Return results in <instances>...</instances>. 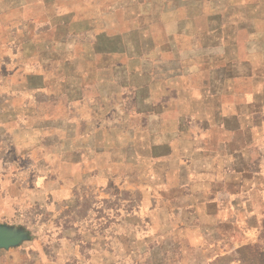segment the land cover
Returning a JSON list of instances; mask_svg holds the SVG:
<instances>
[{"label":"rangeland","instance_id":"374dc122","mask_svg":"<svg viewBox=\"0 0 264 264\" xmlns=\"http://www.w3.org/2000/svg\"><path fill=\"white\" fill-rule=\"evenodd\" d=\"M124 44L128 56L113 53ZM110 57L139 79L113 76ZM0 108L19 110L0 123V224L21 239L18 264H264V221L239 213L243 236L224 238L202 215L236 211L184 186L188 161L171 139L187 117L192 140L180 142L210 157L192 162L201 170L218 168L209 154L244 142L239 184L264 187L252 134L264 125V0H0ZM222 116L228 132L199 127ZM99 145L107 151L92 156ZM78 158L101 176L70 178L85 172L72 167ZM222 161L229 191L236 161Z\"/></svg>","mask_w":264,"mask_h":264},{"label":"crops","instance_id":"0c3cea01","mask_svg":"<svg viewBox=\"0 0 264 264\" xmlns=\"http://www.w3.org/2000/svg\"><path fill=\"white\" fill-rule=\"evenodd\" d=\"M118 41L120 40H116L114 45H117ZM112 51L113 53L119 52V54L121 53L123 56H128L127 55V48L126 45H119L116 47H112ZM114 57V56H113ZM113 57H110V62L116 64V66H114V68L112 67V69H114V71H112L113 76L115 77H120L121 80H125L128 78H132V79H139V78H134V77H130L127 76V71L124 73V70H121L122 72H118L116 69H121V66H117V61L114 59H112ZM132 62V61H130ZM110 67V68H111ZM146 70V71H145ZM145 70H142L139 74L140 78H143V75L145 76V78H148L147 74V70L148 68H146ZM119 79V78H117ZM116 79V80H117ZM147 83H144V81L141 79L140 80V84H138L137 88L139 89V93L141 90H148V88L146 87ZM219 108V105L217 106ZM0 113H2L4 111V109L0 108ZM198 110V109H197ZM196 111V110H194ZM19 114V110H13L12 115H7L5 116V113L0 115V123L2 124V126H5L4 124L8 125L10 123H14L13 121H15L16 116ZM218 114V113H217ZM19 117H17L18 119ZM187 118V117H186ZM185 116H181L179 118V120L177 121V131L174 132L171 135V139L173 142L174 147L176 148L177 152H176V156L175 158L181 161L187 160L188 163L187 165L183 164L181 165V169L185 170V173L188 175L189 177V181L187 185H184L187 188H190L191 191H193V186H197L198 184V192L199 194L203 195L205 197V202L209 203L208 207H215L217 209L223 207V203L226 204L229 208H234V210L236 211V214L233 215H228V220L223 219L224 217V211L223 213H217L215 214L214 212L212 214H207V215H202V217L204 218V220H209L212 223L218 224V230L220 228L223 229L224 231V238H227L229 240H235L238 239L239 237L241 238L243 236L242 231L240 229V226L238 225V223H240V221H238V215L239 213L242 214V216L245 217V214L249 216H255L256 218V222L259 223L261 225V223L264 221V187L260 184V185H255L253 187L250 188H246L245 185L243 184V181L239 184V178L241 177V179L244 178L245 175V168L243 166L240 167L241 170H239V162L237 160L242 161V159L246 158V148H245V143L243 142L242 144L238 141L233 142V145H241V146H237L236 149H232L230 150V148H226V151L224 154H221L217 157L214 158L212 154H209L211 156V159L216 160L218 163V168H205L204 170L198 169L195 166L192 165V162L194 160H197L199 157H203L204 159H210V157L207 155H202L199 154L197 151H194V148L191 147L189 149H185L182 147L181 145V137L184 136H188L189 140H192V130L189 129V126H187L186 121L188 119H186ZM223 118H227L222 116L221 120H216L214 122H211L210 120L207 121H202V125L199 126L201 128L207 129V128H219L220 132L222 133L224 132H228V128L229 125L232 121L228 120V119H223ZM195 123V125L197 124L196 121H193ZM233 122H235L237 125L236 126H231L234 129H240L241 128V121L238 120H234ZM212 123H216L217 125H210ZM259 130L256 129V131H253V135H255L256 132V137H253V142L255 141V139L260 140V142L258 141V146L259 149L263 148L264 150V146H262L261 144L264 143V125L262 127V123L259 124L258 126ZM263 128V129H261ZM210 130H201L199 132L196 133L195 137L197 138L198 134H202V138L204 137V140H207V134L209 133ZM243 131V130H242ZM194 134V133H193ZM153 135V134H152ZM200 138V137H199ZM151 140V139H150ZM150 140L148 141V143H150ZM3 141V140H2ZM263 141V142H261ZM64 142H68V144H71V140L70 139H66L64 140ZM169 140H165L163 141V148L165 149V151L162 154H168L170 152H172V150L169 147ZM196 143L198 144L200 150H203V147H206L207 150V144L206 141L203 142V140L199 141L196 140ZM227 144L230 145L229 142H221V145ZM243 145V146H242ZM173 147V148H174ZM110 150V147H108ZM152 151H154L151 154V159L152 158H158L159 156V151L161 150V148H159V146L153 145L151 146ZM197 150V149H196ZM107 151V146L103 145V147L101 148V145L98 146V148H94L92 150V156H97L98 154H101L102 152ZM111 151V150H110ZM89 151L85 152L86 156H89ZM207 152V151H205ZM84 153V154H85ZM214 153V152H212ZM124 156L123 158L129 161V166L131 167L132 165H134V167L138 166V162H139V156H137L136 153H134L133 151L129 150V148L126 150H124L123 152ZM183 155V157H181ZM201 155V156H200ZM74 156V155H73ZM184 159V160H182ZM148 160H150V157L148 158ZM222 160H235V164L233 169H231L232 172L229 173V175H233L234 178V185L232 186L231 190L229 191H224V189L220 188L219 185H221L222 181H223V176L227 175V172L225 171V169H227V162H225V167H223V161ZM82 159L78 158L77 163H74L72 167H75L79 164V167L81 169H84L85 165H83L82 163ZM182 163V162H181ZM180 163V164H181ZM110 168H112L111 165H109ZM85 170V169H84ZM78 172V174L76 172H73L72 175H69L70 178L72 177H87V179H92L93 176L96 178L101 176V168L100 167H95L93 168V170L88 171L85 170V172H81L79 170H76ZM76 173V174H75ZM109 173L111 174V171L109 169ZM108 181H110V179H107ZM200 182H198V181ZM203 181V182H202ZM208 182V183H207ZM255 197V200L254 198ZM214 198V199H213ZM223 200V203H221L220 201ZM232 200H235V203H233ZM241 209V210H240ZM237 217V218H235ZM2 224H0V227ZM3 228H5L3 226ZM7 229V228H5ZM8 231H10L9 229H7ZM12 236H19L18 233L10 231ZM20 245V242L14 246H10L8 248H0V264H18V258H16V254L18 255L17 252V247Z\"/></svg>","mask_w":264,"mask_h":264},{"label":"water","instance_id":"95a60500","mask_svg":"<svg viewBox=\"0 0 264 264\" xmlns=\"http://www.w3.org/2000/svg\"><path fill=\"white\" fill-rule=\"evenodd\" d=\"M20 238L17 236H12L10 231L0 227V248H8L14 246L20 242Z\"/></svg>","mask_w":264,"mask_h":264}]
</instances>
